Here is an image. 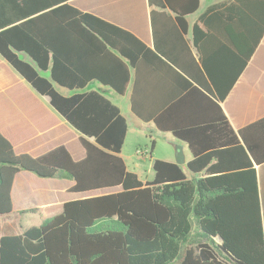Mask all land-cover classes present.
<instances>
[{
    "label": "trees",
    "instance_id": "trees-1",
    "mask_svg": "<svg viewBox=\"0 0 264 264\" xmlns=\"http://www.w3.org/2000/svg\"><path fill=\"white\" fill-rule=\"evenodd\" d=\"M69 1L0 0L1 56L50 97L81 133L86 151L79 161L65 146L39 157L17 154L0 133V215L14 213L11 191L22 170L43 178L62 172L75 181L71 192L121 190L65 202L49 221L3 235L0 264H264L254 169L264 163V118L236 132L221 107L261 32L244 35L239 15L232 30L209 34L218 46L209 56V42L198 41L203 30L197 23L193 39L185 38L186 16L200 0L182 8L172 0H149L177 11L172 18L152 10L150 48ZM200 21L211 26L204 17ZM173 25L181 33L172 34L167 46L165 28ZM94 81L120 95L131 86V111L188 144L192 178L164 159L153 160V180L131 171L120 155L127 118L104 92L87 90ZM57 85L74 93L64 95Z\"/></svg>",
    "mask_w": 264,
    "mask_h": 264
},
{
    "label": "crops",
    "instance_id": "crops-1",
    "mask_svg": "<svg viewBox=\"0 0 264 264\" xmlns=\"http://www.w3.org/2000/svg\"><path fill=\"white\" fill-rule=\"evenodd\" d=\"M191 2L192 0H172L178 8L189 7ZM69 3L81 11L92 13L126 29L150 48H154L155 45L152 10L164 12L172 18L177 16V11L173 8L161 9L151 6L149 0H70ZM239 15L243 18L242 33L249 36L261 32V39L248 64L227 97L221 102V107L236 132L264 118V0H200L198 9L186 16L189 29L185 35V38L192 40L194 25L197 23L203 30L198 41L200 44L209 42L206 49L209 56H212L218 46L210 43L209 34L221 35L222 27L225 31L232 30ZM202 17L210 21V27L203 25L200 21ZM165 31L167 35L164 36V41L168 42L167 46H172L171 40L175 38L172 34L181 33L180 29L177 25H173L167 26ZM177 38L180 41V38ZM227 42L225 39L224 45L228 46ZM230 49L234 47L231 46ZM193 52L197 57L196 49H193ZM57 88L64 95L74 93L58 85ZM91 89L104 92L108 98H110L109 92L113 90L97 81L87 87V90ZM131 91L130 86L127 94L121 95L127 98L125 102L127 105L130 104V109ZM113 102L122 111L119 101ZM148 124L150 128L160 131L153 122ZM0 133L12 143L17 154L39 157L59 146H65L77 161L86 156L80 141L81 133L52 106L48 95L39 93L1 54ZM175 139L183 147L185 163L180 166L185 171V168L188 169V162L193 159V154L187 143ZM89 140L93 141L94 138ZM120 155L123 157L122 153ZM164 160L176 163L175 156ZM254 169L264 231V163L254 164ZM188 171L185 173L188 178H192V172L189 169ZM74 184L75 181L62 172L55 178H43L27 170L20 171L14 179L11 191L14 213L0 215V237L21 233L22 227L32 226L29 222H32L36 216L40 217L39 225L49 221L62 213L65 202L121 190L120 187H111L71 192L70 188ZM60 193H65V196L61 197Z\"/></svg>",
    "mask_w": 264,
    "mask_h": 264
},
{
    "label": "rangeland",
    "instance_id": "rangeland-1",
    "mask_svg": "<svg viewBox=\"0 0 264 264\" xmlns=\"http://www.w3.org/2000/svg\"><path fill=\"white\" fill-rule=\"evenodd\" d=\"M25 58L28 57L25 56ZM109 97L115 102L119 101L128 120L129 131L121 153L129 169L135 171L144 181L152 180L154 178L153 160L176 157V149L181 145L180 142L171 133L152 129L148 123L139 119L131 111L130 104H126L127 98L125 96L111 90ZM138 150L143 152L138 153ZM185 171L189 172L187 168H185ZM60 196L64 197L65 193H60ZM39 221L40 217L36 216L29 224L39 225Z\"/></svg>",
    "mask_w": 264,
    "mask_h": 264
},
{
    "label": "water",
    "instance_id": "water-1",
    "mask_svg": "<svg viewBox=\"0 0 264 264\" xmlns=\"http://www.w3.org/2000/svg\"><path fill=\"white\" fill-rule=\"evenodd\" d=\"M176 163L178 165H183L185 163V157L183 154V147L179 145L176 149V157H175ZM220 239V237L218 238Z\"/></svg>",
    "mask_w": 264,
    "mask_h": 264
},
{
    "label": "built area",
    "instance_id": "built-area-1",
    "mask_svg": "<svg viewBox=\"0 0 264 264\" xmlns=\"http://www.w3.org/2000/svg\"><path fill=\"white\" fill-rule=\"evenodd\" d=\"M141 152H143L142 150H138V153H141Z\"/></svg>",
    "mask_w": 264,
    "mask_h": 264
}]
</instances>
